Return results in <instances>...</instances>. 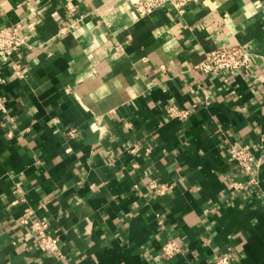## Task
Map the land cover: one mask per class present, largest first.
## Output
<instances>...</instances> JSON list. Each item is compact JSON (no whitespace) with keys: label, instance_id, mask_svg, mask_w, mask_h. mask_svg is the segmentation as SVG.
Masks as SVG:
<instances>
[{"label":"crops","instance_id":"crops-1","mask_svg":"<svg viewBox=\"0 0 264 264\" xmlns=\"http://www.w3.org/2000/svg\"><path fill=\"white\" fill-rule=\"evenodd\" d=\"M18 23L24 77L0 56V264H264V65L195 69L233 44L264 63V0L144 18L127 0H0V27ZM233 145L253 150L251 174ZM28 212L64 258L39 248ZM172 239L183 253L166 259Z\"/></svg>","mask_w":264,"mask_h":264},{"label":"built area","instance_id":"built-area-1","mask_svg":"<svg viewBox=\"0 0 264 264\" xmlns=\"http://www.w3.org/2000/svg\"><path fill=\"white\" fill-rule=\"evenodd\" d=\"M200 0H127L132 6L136 18H144L164 5H171L175 10L184 14L188 5ZM68 8H72L73 0H66ZM68 27L62 28L60 33L68 31ZM31 48L28 38L22 33V24H12L0 27V56L6 62H9L14 69L15 74L23 78L25 75L24 64L16 59V54L23 50ZM264 62V58L262 59ZM264 65L252 52L247 50L241 44L224 45L216 47L208 52L205 58L195 66V69L205 74H218L221 72H232L238 70H250L257 65ZM0 109L4 106L0 101ZM167 113L170 117L179 120H185L189 116V111L176 106H169ZM79 134L77 128H71L68 135L75 137ZM230 158L246 174H251L255 155L249 145H233L229 149ZM249 183L256 184L257 180L251 178ZM237 187L242 188V183H235ZM151 188L158 194H164L168 188L165 184L151 183ZM20 223L26 225L30 232L35 236L39 248L45 252L64 258L61 250L60 239L57 234L49 232V222L46 220H32L30 214L23 216ZM183 253L182 244L176 240H168L162 246V254L166 259L174 258ZM216 264H232L231 256L221 255L218 257Z\"/></svg>","mask_w":264,"mask_h":264}]
</instances>
